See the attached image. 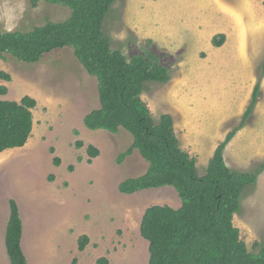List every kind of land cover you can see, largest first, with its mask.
Instances as JSON below:
<instances>
[{
  "label": "rangeland",
  "instance_id": "rangeland-1",
  "mask_svg": "<svg viewBox=\"0 0 264 264\" xmlns=\"http://www.w3.org/2000/svg\"><path fill=\"white\" fill-rule=\"evenodd\" d=\"M69 14L68 7L45 1L31 7L29 0H0V30L27 31ZM103 31L126 57L150 52L169 69L171 80L146 82L141 98L155 119L172 116L181 148L204 174L215 147L239 125L250 102L264 61V0H116ZM219 33L225 40L215 47L211 41ZM0 70L11 77L0 79L7 88L0 99L29 95L37 102L25 145L0 153V264H10L4 246L10 199L19 208L27 264H69L74 258L95 264L99 257L108 264H147L148 243L139 232L145 209L177 208L180 199L171 186L118 190L148 163L136 149L117 162L132 141L126 130L84 126V115L99 106L95 77L71 47L33 64L7 54ZM88 145L99 150L90 163ZM223 153L237 171L264 163V75L253 112ZM233 223L249 251L264 247V170L245 189ZM84 234L88 242L80 251Z\"/></svg>",
  "mask_w": 264,
  "mask_h": 264
},
{
  "label": "trees",
  "instance_id": "trees-1",
  "mask_svg": "<svg viewBox=\"0 0 264 264\" xmlns=\"http://www.w3.org/2000/svg\"><path fill=\"white\" fill-rule=\"evenodd\" d=\"M39 1L68 7L70 14L62 21H46L27 31L0 30V60L8 54L33 64L55 49L71 47L85 71L95 77L99 106L84 115V126L113 134L126 130L132 141L117 162L136 149L148 163L143 174L121 181L118 190L132 194L171 186L180 199L177 208L164 204L145 209L139 232L148 243L147 264H264V247L249 251L233 223L245 189L256 182L264 163L252 171H237L227 166L223 155L258 101L264 61L239 125L217 144L205 173L199 175L195 158L180 146L172 116L161 113L155 119L141 98L146 82L165 84L171 80L169 69L150 52L126 57L112 48L103 31L104 18L116 0H29L30 6L36 7ZM224 40L225 35L219 33L211 43L219 47ZM0 79L10 81L11 77L0 70ZM6 92V86L0 85V95ZM36 104L29 95L19 100L0 99V153L25 145L33 128L32 110ZM81 146L78 141L77 147ZM86 152L88 163L99 154L93 145H88ZM54 164H59L58 158ZM22 231L18 205L10 199L4 233L10 264H27L21 246ZM87 242V235L79 236L78 249L82 251ZM69 264H78L77 259ZM95 264H108V259L99 257Z\"/></svg>",
  "mask_w": 264,
  "mask_h": 264
},
{
  "label": "crops",
  "instance_id": "crops-1",
  "mask_svg": "<svg viewBox=\"0 0 264 264\" xmlns=\"http://www.w3.org/2000/svg\"><path fill=\"white\" fill-rule=\"evenodd\" d=\"M8 150V149H7ZM4 151H6V150H4ZM2 153V152H1Z\"/></svg>",
  "mask_w": 264,
  "mask_h": 264
}]
</instances>
